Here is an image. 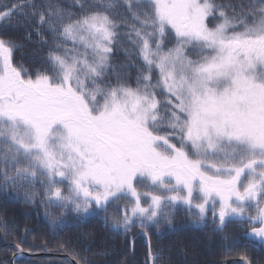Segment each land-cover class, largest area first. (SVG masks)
Returning a JSON list of instances; mask_svg holds the SVG:
<instances>
[{"label":"snow or ice","instance_id":"obj_1","mask_svg":"<svg viewBox=\"0 0 264 264\" xmlns=\"http://www.w3.org/2000/svg\"><path fill=\"white\" fill-rule=\"evenodd\" d=\"M28 44L26 66L15 54ZM0 197L41 209L55 237L100 221L131 264L137 238L141 264H174L169 242L189 230L211 229L229 250L240 238L264 247V0L5 5ZM23 232L0 264L53 249ZM91 236L57 240L63 264H94L79 247Z\"/></svg>","mask_w":264,"mask_h":264},{"label":"trees","instance_id":"obj_2","mask_svg":"<svg viewBox=\"0 0 264 264\" xmlns=\"http://www.w3.org/2000/svg\"><path fill=\"white\" fill-rule=\"evenodd\" d=\"M223 5H239L247 3L248 0H217ZM16 0H0V11L4 9L5 5H12ZM19 18H13L8 25V34L11 36H18L20 32L15 29L16 22ZM35 39V37L33 38ZM122 46H127L125 43ZM38 47L36 44H28L24 49L15 54V58L22 60L26 66L30 64V57L32 50ZM135 75V73H133ZM42 210L24 205L22 202L7 201L0 197V225L7 222V227L10 230L7 241L4 239L3 229L0 228V261L11 258V251L9 245L13 243L14 236H22L25 228L31 229L34 235L28 236V243L30 245L40 246L44 241H48L53 249L44 252L37 250L34 255L38 254H52L58 256L57 258H31L30 264H63V256L54 250L57 240L81 239L82 234L92 233L88 239H82L79 245L81 250L90 247L91 252L88 256L94 260V264H131L133 259L131 252H129L125 245L123 237L109 235L104 229L100 221L94 220L87 226L78 229L69 227L64 235L59 237L52 236L48 233L45 227L42 215ZM179 221L189 223L188 218L184 214L179 215ZM228 233L235 238L241 237V230L232 226L228 229ZM136 245V262L141 264L145 256V248L142 241ZM155 239V238H154ZM174 245L172 252V259L174 264H228L232 260H242L243 257L251 259L253 264H264V247H255L248 241L240 238L239 244L232 250L227 248L228 242L221 241V237L212 233L211 229L204 231L189 230L175 237L169 242ZM75 246V245H74ZM107 251V256L100 258L98 253Z\"/></svg>","mask_w":264,"mask_h":264},{"label":"water","instance_id":"obj_3","mask_svg":"<svg viewBox=\"0 0 264 264\" xmlns=\"http://www.w3.org/2000/svg\"><path fill=\"white\" fill-rule=\"evenodd\" d=\"M54 257L55 256L53 255L42 254V255H32L30 258H54ZM228 264H242V260H232Z\"/></svg>","mask_w":264,"mask_h":264}]
</instances>
